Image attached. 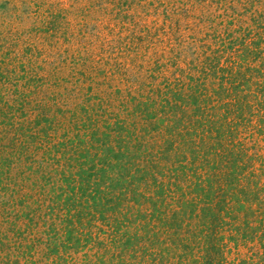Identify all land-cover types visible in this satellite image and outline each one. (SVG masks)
I'll list each match as a JSON object with an SVG mask.
<instances>
[{"label":"trees","instance_id":"16d2710c","mask_svg":"<svg viewBox=\"0 0 264 264\" xmlns=\"http://www.w3.org/2000/svg\"><path fill=\"white\" fill-rule=\"evenodd\" d=\"M185 1L208 39L155 60L0 30V264H264V0Z\"/></svg>","mask_w":264,"mask_h":264},{"label":"rangeland","instance_id":"374dc122","mask_svg":"<svg viewBox=\"0 0 264 264\" xmlns=\"http://www.w3.org/2000/svg\"><path fill=\"white\" fill-rule=\"evenodd\" d=\"M202 6L185 0H0V30L26 29L29 39V30L49 22L51 11L58 17L59 34L50 33L55 39H46V34L33 37L55 56L90 59L104 54L128 61L124 48L127 53L135 48L140 49V55H147L146 60H155L163 53L170 55L171 48L189 47L194 41L208 39L202 16L215 8L208 12ZM235 7L245 13L251 3ZM17 15L24 18L23 23Z\"/></svg>","mask_w":264,"mask_h":264}]
</instances>
